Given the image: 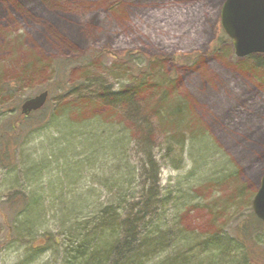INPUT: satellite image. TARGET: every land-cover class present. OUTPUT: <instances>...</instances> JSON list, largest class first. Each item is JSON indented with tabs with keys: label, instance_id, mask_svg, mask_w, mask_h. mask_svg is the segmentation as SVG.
Listing matches in <instances>:
<instances>
[{
	"label": "rangeland",
	"instance_id": "rangeland-1",
	"mask_svg": "<svg viewBox=\"0 0 264 264\" xmlns=\"http://www.w3.org/2000/svg\"><path fill=\"white\" fill-rule=\"evenodd\" d=\"M222 1L0 0V92L4 83L22 78V69L34 60L44 64L12 97L11 108L1 111L2 105L0 112L15 108L18 114L25 100L47 86L46 110L57 108L45 126L34 115L22 119L29 125L23 126L27 130L15 144L14 157L0 162V264H62L65 245L49 210L85 216L114 195L140 191L143 182L148 186L144 176L152 157L158 162L155 186L170 201L163 228L182 222L197 234L234 236L238 224L253 219L251 203L264 173V56L234 55L220 25ZM57 77L65 88L79 87L78 93L56 90L52 80ZM142 78L146 85L135 97L140 108H133V116L148 110L149 141L142 139L145 133L137 140L133 134L121 158L103 157L98 143L88 153L94 139L82 140L83 146L61 139L58 112L74 102L73 122L84 126L87 137L96 133L99 143L113 135L112 140H126L125 133L133 130L126 118L129 108L106 106L110 102L102 90L128 92ZM14 120L0 115V129ZM170 140L183 152L173 147L175 160H161ZM85 155L91 157L85 161ZM14 187L42 194L36 195L34 210L44 209V225L23 242L14 241V214L3 205ZM14 218L18 225L19 214ZM250 253L252 264H264V251L254 246Z\"/></svg>",
	"mask_w": 264,
	"mask_h": 264
},
{
	"label": "trees",
	"instance_id": "trees-1",
	"mask_svg": "<svg viewBox=\"0 0 264 264\" xmlns=\"http://www.w3.org/2000/svg\"><path fill=\"white\" fill-rule=\"evenodd\" d=\"M256 57L262 56H251L249 58ZM33 62L31 67L27 65L22 69V74H24L22 78L1 85L0 106L3 105L1 111L7 106L11 108L12 101L16 100L13 98L25 89V83L29 82L30 77L40 68L38 65H44L42 61L39 63L34 60ZM141 73L139 71V74ZM52 82L53 84H57L56 90H59L60 93L62 91H64L63 93L70 91L73 95L78 93L79 87L69 86L65 88L59 77L52 80ZM140 83V85H136L128 92L123 90L122 92L113 93L110 88H103L102 93L110 103H107L102 96L97 97L101 101L104 100L105 102H103L107 103L106 106L108 107H116L123 104L129 108V114L126 115V118L128 117L130 119L133 130L125 133L126 140H112L116 136L113 135L107 138L105 142L99 143L100 141L96 133L87 137L82 132L84 126L82 124L76 125L73 122V112L77 109L74 106L77 104H74V102L71 108H69L71 105L69 103L65 106H69L66 110L64 109L62 112H58L60 115L59 120L62 122L60 124L61 132L59 133L61 139H64L65 142L69 139V141L81 146H83L81 143L82 140L86 139L90 141V139H94L97 142L94 145H91L93 144L91 142L89 143L90 146H87V151L89 148L90 151L88 153L93 152L94 150L92 149H95L98 143L101 145L103 157H110L108 154L115 157L116 154L119 157L121 156V158L126 154L125 146L127 147L131 143L134 138L133 134H137L136 139L134 138L137 140L139 136L145 133L146 135L142 139L144 138V140L149 141L147 134L150 132L151 123L145 118L148 110L145 116L143 114L141 117L133 116V108L136 107L137 110L140 108L135 101V97H137L141 88L144 89L143 86L146 85V79L142 78ZM156 84L159 85L158 81ZM48 87H45L43 91L48 92L49 97L51 91L49 92ZM49 88L51 90V87ZM7 97L11 98L9 102H5ZM90 102L92 103L91 99L86 103L89 104ZM79 106V109L82 110V107H84L87 110V105L79 104ZM16 111L15 108H12L11 111L0 112V115L15 116L13 125L0 129V162L3 164L8 159L14 157L16 153V142L25 134L23 131L27 130V127L23 126L29 124L24 123L23 125L22 119L27 122L31 117L36 116L38 117L36 122L45 126L48 120L52 121L54 119L57 108L56 106L53 107L50 113L49 110H46V106H44L40 111L32 113L27 117H23L20 112L16 114ZM59 111H61L60 108ZM149 111L152 112L151 109ZM153 115L159 119L157 114ZM110 126L113 127L109 124V129ZM116 134L118 135V133ZM191 137L194 140L193 133H191ZM203 143H206L205 138ZM8 147L11 148L9 155L6 154ZM173 147L180 149V154H182L183 147L174 146L170 140L165 145V154L160 159L164 160V158H167L170 161L175 160L173 157ZM203 147L206 148V144ZM90 157L85 155V161ZM157 163V160H153V157L151 159L148 158L149 166L146 169L149 172L145 169L147 175L144 176L145 184L147 185V182H149L148 186L144 187L143 182L140 191L133 192L134 195H121L118 193L121 196L114 195L109 202L96 204L92 212H89L85 216L79 215L77 217L75 212L65 208H58L57 210L51 208L49 210L51 212L50 220L55 222L57 226L56 234L58 237H61V241L65 245V256L62 264H252L251 249L257 246L264 251V248L258 246H264L262 240L264 232L261 231V222L254 217L253 213H251L252 220L245 218L240 225L238 224L235 227L237 235L234 236L228 231H224L221 234H197L184 228L182 222L178 224L174 222L168 225L165 224L168 227L163 228V215L170 201L168 198H161L160 192L155 186L157 182ZM27 172L25 173L27 174ZM37 176H39L38 173ZM26 182L28 184L30 181L26 180ZM28 190L30 189L14 187L3 202L5 208L12 212L11 214H14L11 217L12 221L19 214L18 225H14L11 221L10 226L12 227L15 238L14 241L21 240L23 242L24 240L22 239H26V237L32 235V232H37L44 225V209H38L40 211L39 213L34 210V202L37 201L36 195L41 193L33 189L30 193ZM42 198L38 197V200L41 201ZM180 201L183 202V199ZM51 236L49 234L47 238L49 239ZM164 253H167V256L163 260L152 263Z\"/></svg>",
	"mask_w": 264,
	"mask_h": 264
},
{
	"label": "water",
	"instance_id": "water-1",
	"mask_svg": "<svg viewBox=\"0 0 264 264\" xmlns=\"http://www.w3.org/2000/svg\"><path fill=\"white\" fill-rule=\"evenodd\" d=\"M220 25L231 40L237 58L264 54V0H225ZM47 99L48 92L44 91L26 100L20 107L21 114L28 116L39 111ZM252 211L264 223V174L252 200Z\"/></svg>",
	"mask_w": 264,
	"mask_h": 264
},
{
	"label": "bare ground",
	"instance_id": "bare-ground-1",
	"mask_svg": "<svg viewBox=\"0 0 264 264\" xmlns=\"http://www.w3.org/2000/svg\"><path fill=\"white\" fill-rule=\"evenodd\" d=\"M223 3H224V1H222V3H221V8H222Z\"/></svg>",
	"mask_w": 264,
	"mask_h": 264
}]
</instances>
